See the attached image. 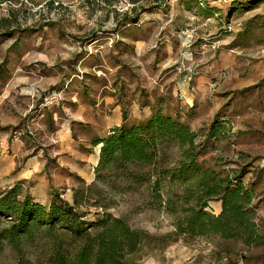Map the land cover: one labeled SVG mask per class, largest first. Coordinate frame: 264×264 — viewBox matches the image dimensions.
<instances>
[{
	"label": "rangeland",
	"instance_id": "rangeland-1",
	"mask_svg": "<svg viewBox=\"0 0 264 264\" xmlns=\"http://www.w3.org/2000/svg\"><path fill=\"white\" fill-rule=\"evenodd\" d=\"M185 5L0 0V135L9 153L30 151L0 190L20 182L36 202L47 204L55 191L71 203L79 169L86 184L94 179L93 139L118 126L123 111L128 124L144 120L158 99L199 139L220 121L227 134L210 140L199 161L246 168L245 180L256 181L264 170V0H205L203 13ZM259 177L254 221L264 232ZM107 212L155 238L174 231V218L145 189L117 196ZM12 261L0 249V264ZM132 264H264V245L181 237Z\"/></svg>",
	"mask_w": 264,
	"mask_h": 264
},
{
	"label": "trees",
	"instance_id": "trees-1",
	"mask_svg": "<svg viewBox=\"0 0 264 264\" xmlns=\"http://www.w3.org/2000/svg\"><path fill=\"white\" fill-rule=\"evenodd\" d=\"M144 1L147 10L163 3ZM203 4L186 0L185 9L203 13ZM162 102L156 100L150 115L133 124L123 111L118 126L93 139L92 147H98L94 179L90 184L79 180L71 203L55 191L47 204L36 202L20 182L0 190V249L10 253L12 264H132L145 249L164 248L181 237L218 238L247 248L264 245V232L254 221L261 201L256 184L264 170L256 181H246V168L205 166L199 160L210 140L227 134L225 126L216 121L199 139L166 113ZM140 189L174 218L172 234L155 238L107 212L117 196ZM214 202L219 203L217 214L211 212Z\"/></svg>",
	"mask_w": 264,
	"mask_h": 264
},
{
	"label": "crops",
	"instance_id": "crops-1",
	"mask_svg": "<svg viewBox=\"0 0 264 264\" xmlns=\"http://www.w3.org/2000/svg\"><path fill=\"white\" fill-rule=\"evenodd\" d=\"M7 146H8V144H7V140H6V135H4V136L0 135V176H4L3 180H2L3 177H0V182H2V183L4 180H6V176H8L6 174L13 172L17 168L16 164L18 163L19 159L30 152L29 150H26V149L23 152L22 151L19 152V147L16 146V147H14L12 152L9 153L7 151ZM33 155H35V154H33ZM38 157H40V156L36 155V156H33L32 158H30L29 160L33 159L36 162H38V160H39ZM32 162H34V161H32ZM1 166L3 167L2 169H1ZM84 175H85V172L83 170L79 169L77 177H79L81 180L85 181L86 178L84 177Z\"/></svg>",
	"mask_w": 264,
	"mask_h": 264
},
{
	"label": "built area",
	"instance_id": "built-area-1",
	"mask_svg": "<svg viewBox=\"0 0 264 264\" xmlns=\"http://www.w3.org/2000/svg\"><path fill=\"white\" fill-rule=\"evenodd\" d=\"M185 79H186L185 81H188V80H190V77H186Z\"/></svg>",
	"mask_w": 264,
	"mask_h": 264
}]
</instances>
